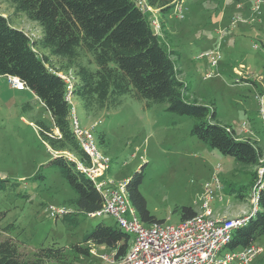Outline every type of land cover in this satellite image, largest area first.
Here are the masks:
<instances>
[{"label":"rangeland","instance_id":"obj_1","mask_svg":"<svg viewBox=\"0 0 264 264\" xmlns=\"http://www.w3.org/2000/svg\"><path fill=\"white\" fill-rule=\"evenodd\" d=\"M176 1V0H175ZM255 0H177L182 13L174 10L166 17L160 41L176 62L179 78L199 102H213L217 119L233 128L240 138L264 131L255 98L258 84L264 92V0L259 11ZM0 12L32 39L40 36L37 23L0 0ZM160 22V15L157 14ZM217 50L216 66L200 53ZM208 73H210L209 76ZM245 78V79H244ZM73 114L80 127L90 129L98 149L110 158L109 176L115 182L142 172L139 191L150 213L166 223H177L176 206H191L202 212L204 185L214 175L222 190L208 202L212 215L230 218L247 211L256 168L235 161L190 133L194 119L166 110L165 104L146 107L143 100L124 95L116 107L87 112L76 97L71 99ZM28 103L29 108L24 105ZM41 120L51 126L49 111L29 89L17 90L0 76V178L18 182L0 190V210L6 212L2 225L13 223L7 234L17 239L22 253L29 256L40 247H60L67 264H101L104 246H92L95 254L77 252L74 245L85 233L103 222L114 225V217L79 214L76 225L61 216L51 217L48 205L64 207L74 193L55 167L53 151L42 141L35 125ZM246 131V132H244ZM264 146V139L259 140ZM242 190L243 197H237ZM5 233L2 237L7 236ZM264 246V235L259 239ZM44 264H58L48 260Z\"/></svg>","mask_w":264,"mask_h":264},{"label":"trees","instance_id":"obj_2","mask_svg":"<svg viewBox=\"0 0 264 264\" xmlns=\"http://www.w3.org/2000/svg\"><path fill=\"white\" fill-rule=\"evenodd\" d=\"M15 14H22L38 24L41 34L32 39L12 24L0 12V76H14L23 82L49 111L51 126L41 120L35 125L42 141L53 151L72 154L51 155L49 165L55 167L73 191L64 201L71 206L61 218L69 225L77 224L79 214L88 215L103 203L102 193L82 172L77 161L89 164L70 124L71 104L65 98L67 82L62 74L71 77V94L87 111L116 107L121 97L130 95L143 100L146 107L165 104L166 110L194 119L190 133L210 147L229 155L245 165L257 166L264 146L259 140L240 138L233 128L217 119L214 103L210 106L190 95V89L178 75L174 51L166 49L136 0H2ZM157 8L160 31L165 29L166 17L177 0H146ZM25 107L30 105L26 103ZM261 136L264 138V131ZM255 171L253 178L255 177ZM142 172L126 180L130 204L140 220L149 224L161 222L146 206L139 191ZM17 186L8 178H0V190L7 185ZM239 190L237 197H243ZM259 210L248 222L232 232L228 248L248 246L264 235V190L259 194ZM179 220L197 214L191 206L173 209ZM6 216L0 210V264H44L54 260L67 264L60 247H40L29 256L22 253L17 239L8 236L16 225H2ZM5 233L7 236L2 237ZM131 235L117 224H96L74 245L77 252L90 255L92 246L102 245L122 257L129 248Z\"/></svg>","mask_w":264,"mask_h":264},{"label":"built area","instance_id":"obj_3","mask_svg":"<svg viewBox=\"0 0 264 264\" xmlns=\"http://www.w3.org/2000/svg\"><path fill=\"white\" fill-rule=\"evenodd\" d=\"M141 9L149 13L150 23L156 33L160 32L158 9L147 4L146 0H136ZM260 0L254 1L253 11H259ZM174 12L182 13L181 3H175ZM209 57V64L216 66L220 58L217 50L200 53L197 57ZM208 73L207 76H209ZM67 82L65 98L72 104L71 77L61 73ZM9 84L17 89L24 90V84L17 77L9 76ZM259 105V114L264 120V92L256 93ZM70 111V124L78 143L87 153L90 163L82 164L77 161L78 168L84 172L102 193V206L91 213L93 217L104 214L114 217L117 226L131 235V243L126 253L119 258L115 257V250L99 255L101 264H264V246L259 240L245 247L229 249L232 232L245 225L259 210V194L264 190V151L256 168V180L250 188L248 202L250 206L242 214L230 218H218L212 215L208 202L215 196L216 190L221 191V181L214 175L210 182L204 185V202L202 212L179 220L171 224L165 221L143 223L135 209L130 204L125 183L115 182L108 174L110 158L102 153L95 142L90 129L80 127ZM251 131V130H250ZM51 217L64 215L68 210L64 207L47 206ZM91 253L95 252L91 249Z\"/></svg>","mask_w":264,"mask_h":264},{"label":"crops","instance_id":"obj_4","mask_svg":"<svg viewBox=\"0 0 264 264\" xmlns=\"http://www.w3.org/2000/svg\"><path fill=\"white\" fill-rule=\"evenodd\" d=\"M245 79V78H244ZM253 85H254V87H255V91H256V93H261V92H263L262 90H261V88L260 87H262V86H260V85H258V84H255V82H253ZM244 132H246V131H244ZM250 133H252V135L251 136H255V138L254 139H256V140H261V139H264L262 136H261V134L259 135L258 133H256V132H254V131H249ZM196 211V210H195ZM197 212V211H196Z\"/></svg>","mask_w":264,"mask_h":264}]
</instances>
